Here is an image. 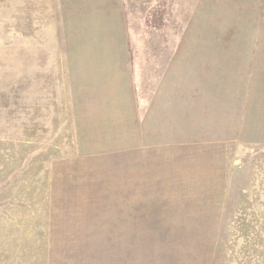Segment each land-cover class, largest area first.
<instances>
[{"label":"rangeland","instance_id":"374dc122","mask_svg":"<svg viewBox=\"0 0 264 264\" xmlns=\"http://www.w3.org/2000/svg\"><path fill=\"white\" fill-rule=\"evenodd\" d=\"M0 264H264V0H0Z\"/></svg>","mask_w":264,"mask_h":264}]
</instances>
